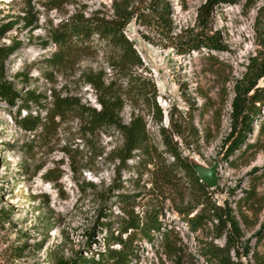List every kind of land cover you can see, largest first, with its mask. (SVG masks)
Returning <instances> with one entry per match:
<instances>
[{"label":"rangeland","instance_id":"374dc122","mask_svg":"<svg viewBox=\"0 0 264 264\" xmlns=\"http://www.w3.org/2000/svg\"><path fill=\"white\" fill-rule=\"evenodd\" d=\"M164 1L171 22L168 35L141 23L140 16L150 10L147 0L73 1L61 11H47L26 0H0V23L27 11L36 26L30 33L12 30L0 41L7 45L15 38L22 44L6 63L9 76H24L17 89L34 91L46 103L54 93L98 109L85 75L102 76L104 84L122 82L102 44L94 40L90 51L55 70L44 63L55 52L53 44H46V31L74 13L109 17L124 10L131 16L125 36L143 63L135 73L154 84L155 102L162 112L157 123L144 105L135 103L149 143L144 152H135L133 159L121 163L122 140L113 130L89 134L70 116L32 134L15 125L16 107L8 109L0 103V264H63L80 257L96 263L100 254H106L110 235L126 218L124 212L131 211L138 216L158 212L161 227L158 234L151 233L150 243L135 242V257L129 264H206L198 246L200 241H211L214 231L209 224L203 234H192L177 215L176 209L197 206L199 210L202 198L183 170L171 165L159 126L177 142L182 157H194L207 167L218 161L217 185L209 198L219 206L227 203L234 211L242 232L239 253L246 244L250 255L264 258V236L258 234L264 231V204L252 211L242 209L245 221L236 206L249 188L256 189L260 200L264 198V152L251 160L250 153L239 156L235 151L224 159L235 89L246 86V79H253L264 66V0ZM210 1L216 3L204 21L203 8ZM195 37H213L221 49L200 47L179 55V47ZM263 86L264 74L256 88ZM130 110L126 101L120 113L123 123L128 122ZM261 118L263 110L250 125L247 143L255 140ZM101 224H108L109 230ZM162 233H169L171 248L161 242ZM213 243L222 246L223 239ZM250 255L242 261L255 264Z\"/></svg>","mask_w":264,"mask_h":264},{"label":"trees","instance_id":"16d2710c","mask_svg":"<svg viewBox=\"0 0 264 264\" xmlns=\"http://www.w3.org/2000/svg\"><path fill=\"white\" fill-rule=\"evenodd\" d=\"M27 4L35 2L47 11H61V8L73 1L92 0H26ZM149 2V13L140 16L141 23L156 29L160 35H168L171 31V22L168 17L169 10L164 0H147ZM216 1H210L203 8L202 20L206 21L210 13L211 6ZM259 11V10H258ZM131 16L124 10H116L109 17L100 16L94 13L85 17L82 13H74L61 19L54 28L46 31L47 41L54 45L55 52L44 63L55 70H61L72 63L80 53L90 51L93 41L102 44V50L108 54L110 66L117 70L119 79L117 84L114 80L104 84L102 76L86 74L85 82L94 93L98 109L80 104L79 100L72 97L50 94V101L44 102V98L34 91H21L17 89V83L24 80L22 74L9 76L6 72L8 59L21 47V42L11 38L9 44L0 43V103L8 109L16 107V112L12 119L15 125L24 132L36 134L41 129L50 124H59L67 117L78 120L81 127L89 134L103 132L105 130L115 131L122 140V145L118 150V160L121 163L131 160L135 152H144L147 149L148 132L146 123L141 115L135 114V103H141L152 118L160 123L162 112L156 104L157 97L154 84L137 75L135 70L141 69L143 63L139 55L135 52L131 41L124 33L125 27L130 22ZM34 17L27 11L22 17H17L6 23H0V41L5 39L7 33L12 30L22 29L32 32L36 29L33 26ZM202 47L210 50H220L219 42L213 37H195L186 41L178 49L179 55H188L189 50H199ZM264 66L253 79H246V86H237L231 104L230 132L228 139L230 143L224 153V159L230 157L235 151H239V156L250 153L252 160L258 152H264V119L261 118L253 142L247 143L245 136L250 133V125L253 120L260 119V110L264 111V86L256 88V83L263 77ZM22 83V82H21ZM126 101L131 105L128 122L123 123L120 113ZM24 115L21 117V112ZM42 113H44L43 116ZM170 119L171 116H170ZM57 120V122H55ZM158 133L162 138L164 153L173 159L171 165L183 170L184 175L194 185L199 192L202 201L201 207L196 211L197 206L176 209V213L185 223L190 233L203 234L210 224L214 236L209 242H199L198 252L206 264H248L241 258L250 255V249L245 244L242 252L238 251L242 232L239 227L234 211L227 203L223 206L216 205L209 198L210 190L199 182L191 170L187 158L182 157V151L166 136L167 129L159 126ZM180 138L181 136L176 133ZM181 139V138H180ZM183 142V141H182ZM243 196L236 202L238 215L245 221L246 216L242 209L252 211L255 206L261 208L264 198L260 200L255 188H249L242 192ZM125 219L122 220L116 230L111 234L107 244L106 254L98 256V262L79 258L63 264H129L135 257V242L152 241L151 233H159L161 224L158 221V212L154 211L142 216L134 215L133 211L124 212ZM48 222V221H47ZM98 223V222H97ZM106 230L109 225H100ZM259 235L264 236L263 228L259 230ZM89 237L92 235L89 234ZM161 242L167 244L168 249L172 247L169 242V233L161 234ZM164 237V238H163ZM223 239V245L214 244L213 241ZM42 243L39 245L41 246ZM109 246H117V250H110ZM26 248V246H24ZM22 251V249H20ZM233 251L234 255H231ZM251 259L255 264H264V258L258 254H251Z\"/></svg>","mask_w":264,"mask_h":264},{"label":"water","instance_id":"95a60500","mask_svg":"<svg viewBox=\"0 0 264 264\" xmlns=\"http://www.w3.org/2000/svg\"><path fill=\"white\" fill-rule=\"evenodd\" d=\"M187 161L199 182L205 185L208 190H213L217 185L216 171L218 161L210 167L203 165L194 157H188Z\"/></svg>","mask_w":264,"mask_h":264}]
</instances>
